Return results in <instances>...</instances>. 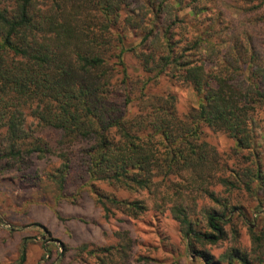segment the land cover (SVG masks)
I'll list each match as a JSON object with an SVG mask.
<instances>
[{
	"label": "trees",
	"instance_id": "obj_1",
	"mask_svg": "<svg viewBox=\"0 0 264 264\" xmlns=\"http://www.w3.org/2000/svg\"><path fill=\"white\" fill-rule=\"evenodd\" d=\"M161 77L192 90L188 112L175 93L151 91ZM203 127L234 148L219 153ZM260 139L264 30L218 0H0V163L55 159L42 179L59 200L80 185L107 217L108 204L133 217L169 210L203 264H264V230L248 222L251 248L239 246L234 222L247 215L214 189L243 190L264 210ZM95 182L138 196L104 198ZM198 197L218 206L205 224L191 217ZM229 225L234 244L216 259L205 246L228 240Z\"/></svg>",
	"mask_w": 264,
	"mask_h": 264
},
{
	"label": "rangeland",
	"instance_id": "obj_2",
	"mask_svg": "<svg viewBox=\"0 0 264 264\" xmlns=\"http://www.w3.org/2000/svg\"><path fill=\"white\" fill-rule=\"evenodd\" d=\"M253 1L218 0V3L224 5L225 13L235 22L250 20L255 31L261 27L264 30V5L260 8L261 0ZM126 61L133 79L143 77L133 55L128 54ZM151 91L175 93L181 114L188 112L197 99L191 89L167 77L154 82ZM203 136L222 154L235 146L234 139L208 127H203ZM259 141L264 156V141ZM26 161L21 164L6 159L0 163V264H203L197 253L191 254L180 224L169 210H150L147 215L133 217L108 204L111 214L107 217L89 186L73 188L64 199L56 197L53 187L42 179L44 172L57 164L55 159L34 156ZM94 185L104 198L133 201L138 196L107 182ZM214 189L246 213V218H237L234 224L240 233L238 245L250 249L248 222L264 230V210L255 211L256 201L243 190L228 193L222 186ZM210 208L218 209V206L198 197L192 219L205 224V213ZM232 228L227 226L228 240L205 246L216 259L234 244Z\"/></svg>",
	"mask_w": 264,
	"mask_h": 264
}]
</instances>
